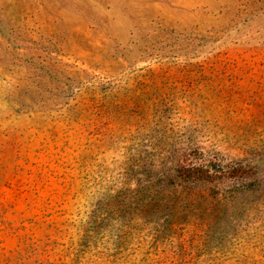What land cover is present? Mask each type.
Wrapping results in <instances>:
<instances>
[{
	"label": "rangeland",
	"instance_id": "1",
	"mask_svg": "<svg viewBox=\"0 0 264 264\" xmlns=\"http://www.w3.org/2000/svg\"><path fill=\"white\" fill-rule=\"evenodd\" d=\"M0 264H264V0H0Z\"/></svg>",
	"mask_w": 264,
	"mask_h": 264
}]
</instances>
